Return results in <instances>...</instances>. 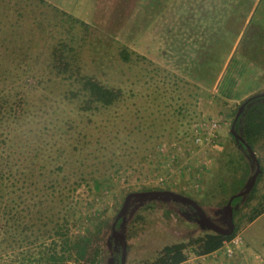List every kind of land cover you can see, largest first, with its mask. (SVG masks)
<instances>
[{
    "label": "rangeland",
    "instance_id": "374dc122",
    "mask_svg": "<svg viewBox=\"0 0 264 264\" xmlns=\"http://www.w3.org/2000/svg\"><path fill=\"white\" fill-rule=\"evenodd\" d=\"M69 3L3 0L0 10H11L2 22L27 43L29 63L43 81L39 87L45 86L30 95L38 114L29 127L44 130L41 145L50 147L42 153L46 169L68 162L57 180L65 176L73 182L79 171L73 144L84 142L90 152L99 148L97 140L106 145L98 184L76 193L80 202L73 203L76 225L71 232L83 238L97 231L99 264H110L116 247L110 239L112 225L128 194L172 191L197 203L208 216L217 211L225 216V200L243 191L249 165L229 132L238 105L264 94V0ZM19 9L21 17L15 12ZM12 49L10 44L0 47V61ZM123 49L129 60L120 59ZM73 56L80 64L72 71L84 76L79 84L63 80L62 61ZM66 91L76 96L67 98ZM114 96L113 103L109 98ZM102 99L112 106L93 112ZM85 107L88 111L80 112ZM66 115L70 129L63 124ZM213 118L222 120L218 141L196 145L197 125ZM255 154L262 177L254 194L231 206L242 250L232 258L223 249L201 258L188 250L187 264H264V213L248 221L264 203V136ZM112 164L117 174L110 170ZM221 181L227 184L223 188ZM166 199L129 205L121 231L127 244L125 264H150L164 246L210 233L190 221L189 208Z\"/></svg>",
    "mask_w": 264,
    "mask_h": 264
},
{
    "label": "trees",
    "instance_id": "16d2710c",
    "mask_svg": "<svg viewBox=\"0 0 264 264\" xmlns=\"http://www.w3.org/2000/svg\"><path fill=\"white\" fill-rule=\"evenodd\" d=\"M2 1L0 0V4ZM9 10L8 8L0 10V47L10 44L14 48L7 54H3V59L0 61V264H70L71 262L99 264L100 252L95 249L97 231L94 230L92 234L87 232L83 238L73 234L71 231L76 221L72 213L74 201L76 204L80 202H77L78 190L91 183L98 184L101 173L99 166L105 159L102 150L106 145L102 146L103 142L97 140L95 144L99 148L90 152L84 142L73 144L71 152L76 154V160L73 162L79 168L74 175L73 182L69 183V178L65 176H62L60 182L57 180L60 172L64 173L65 163L68 162H63L56 168L46 169L47 162L42 153H46L50 147L45 143L46 146L41 145L43 142L41 139L44 140L42 137L44 130L29 127L33 122L32 119L38 114L37 108L32 105L30 95L37 90L45 89V86L39 87L43 81L29 63L27 43L16 39V31L11 24L6 26L2 22L7 17L4 13ZM15 12L18 16H22L21 9ZM15 48L18 52L14 51ZM121 53L120 59H130L126 50L123 49ZM63 55V53L61 56L58 55L56 58L58 62ZM77 64H80V60L74 56L62 61L61 69L66 76L63 80H72L76 84L81 83L84 76L76 74L71 69ZM81 91H84L83 87ZM66 93L67 98L76 96L70 91ZM116 98V96L109 98V101L114 103ZM246 100H243L237 109ZM102 101L103 99L96 102L93 107L91 106V110L94 112L96 111L94 109L99 107L110 108L112 106L110 103L104 105ZM86 110L88 111V107L81 108L80 112H86ZM62 119L64 127L70 129L72 121L69 115L62 116ZM151 120L155 121V119ZM234 130L255 152V146L264 136V97H256L245 104ZM232 139L241 145L233 136ZM76 143L79 141L76 140ZM241 148L249 157L246 148L244 146ZM257 161L260 165V174L256 181L260 180L263 174L261 160L257 158ZM255 169V164L249 167L250 175L246 177V181L249 182ZM110 170L113 174L118 173L115 164H112ZM248 182L242 185V190L246 188ZM220 184L222 188L227 185L225 181H221ZM155 190L161 191L160 189ZM249 194H254V189ZM35 196L41 199L38 204L34 202ZM124 200L119 214L122 212ZM228 200H225V205ZM234 201L235 199L232 204ZM55 202L57 205H54ZM134 203L135 198H131L129 205ZM37 206H43L44 209L37 210ZM263 213L264 203H259L248 221L253 222ZM110 234L112 243L116 245V238L112 231ZM235 236L236 230L228 236L210 232L197 238H191L186 243L166 245L150 264H182L188 259V250H191L197 257L208 256L221 250L224 243ZM121 256L122 245L119 246L118 251H114L110 264H120Z\"/></svg>",
    "mask_w": 264,
    "mask_h": 264
},
{
    "label": "water",
    "instance_id": "95a60500",
    "mask_svg": "<svg viewBox=\"0 0 264 264\" xmlns=\"http://www.w3.org/2000/svg\"><path fill=\"white\" fill-rule=\"evenodd\" d=\"M256 97H264V94H260V95H257V96H253V97H250V98H248L246 100V102L239 108L238 112L236 113L235 118H234V121H233V124L231 126V130H230V133L234 136V138L237 139L246 148V150H247V152L249 154V157L252 159V161L254 162V164L256 166V170H255L254 174L252 175L250 181L248 182L246 188L242 192H240V193H238V194H236L234 196H231L229 198L228 202H227L226 211H225L226 213L225 214L227 215V219H228V226H229V232H228V234H231L233 232V230H234L233 210H232V207H231L232 201L234 199H236V198L244 197L247 194H249L250 191L253 189V187L255 185L256 179L258 178V176L260 174V165H259V163L257 161V157H256L255 153L244 142V140L240 136H238L235 133V131H234L235 123L238 120L240 114L242 113L245 104L248 103V102H250V101H252ZM162 196L163 197H170V198H173L174 200H176L178 202L191 205L200 214V217H201V219H202V221H203V223L205 225V228H207L208 230H211L212 232L217 233V234H221V235L224 234L223 232H221L220 230H218V229H216L215 227L212 226V224L210 223V221L205 216L203 210L197 205V203H195L194 201H192L189 198H186L184 196L175 194V193H173L171 191L130 193V194H128L125 197L124 205H123V208H122V212L120 213V215L117 217V219L115 220V222L112 225V233H113V235L115 236V238L117 240L119 239V240L122 241V256H121V262H120V264H125L127 244L125 242V238H124L123 234L117 233V231L115 229V225H116L117 221L120 218H123V221H124V216H125V214H126V212L128 210L130 199L133 198V197H140V198L150 197V198H155V197H162Z\"/></svg>",
    "mask_w": 264,
    "mask_h": 264
},
{
    "label": "flooded vegetation",
    "instance_id": "af4514ba",
    "mask_svg": "<svg viewBox=\"0 0 264 264\" xmlns=\"http://www.w3.org/2000/svg\"><path fill=\"white\" fill-rule=\"evenodd\" d=\"M246 100V99H245ZM241 107V106H240ZM239 107V108H240ZM239 110V109H238ZM238 110H237V112H238ZM241 115V114H240ZM240 117V116H239ZM235 118V117H234ZM239 119V118H238ZM233 121H234V119L232 120V122H231V126H232V124H233ZM238 121V120H237ZM236 121V122H237ZM199 124H201V123H199ZM198 124V125H199ZM236 124V123H235ZM197 125V126H198ZM235 127V126H234ZM230 130H231V128H230ZM235 131V130H234ZM236 133V132H235ZM231 133L229 132V135H230ZM232 135V134H231ZM233 136V135H232ZM232 136H230L231 138H232ZM239 136V135H238ZM233 138H234V136H233ZM233 140V139H232ZM237 140V139H236ZM233 143H234V146H235V148L237 149V150H239L241 153H243L244 154V152H243V150H242V148H241V146H243L242 144L241 145H239L238 143H236L235 141H233ZM255 153V152H254ZM256 155V154H255ZM244 156H245V158H246V160H247V162H248V167H250L252 164H254V162L252 161V159L250 158V157H248L247 155H245L244 154ZM256 170V169H255ZM255 172V171H254ZM254 173H252V175H253ZM252 175H251V177H252ZM251 177H250V179H251ZM250 179H249V181H250ZM254 187H255V185H254ZM144 192H163V191H155V190H151V191H144ZM172 192V191H171ZM136 193H140V192H136ZM173 193H175V192H173ZM133 198H135V203H139V202H142V201H145V200H147V199H153V198H150V197H145V198H140V197H133ZM161 198H167L166 200L167 201H170V200H174L173 198H170V197H161ZM173 202V201H172ZM178 202V201H177ZM179 203H181V202H179ZM181 205L182 206H185V207H187V208H189V211H190V216H191V219H190V221L193 223V224H197V226L199 227V228H201V229H204V230H207V231H209V232H212L211 230H208L207 228H205V225H204V223H203V221H202V219H201V217H200V214L195 210V208H193L191 205H188V204H184V203H181ZM233 213H234V209H233ZM204 214H205V212H204ZM120 215V214H119ZM118 215V216H119ZM117 216V217H118ZM205 216L207 217V219L210 221V223L212 224V222L214 223V225L212 224V226L213 227H215L216 229H218V230H220L221 232H223L224 234V236H228V235H230V234H228V232H229V226H228V219H227V215H225L224 216V214H220V212H213L212 213V215L211 216H208L207 214H205ZM117 217L114 219V222H115V220L117 219ZM113 222V223H114ZM233 224H234V221H233ZM124 225V221H123V218H120L118 221H117V223H116V225H115V229H116V231H117V233H119V234H122L121 233V231H122V226ZM234 227H235V224H234ZM117 229H119V230H117ZM111 231H112V229H111ZM116 242H117V244H116V247H115V249H114V251H118V248H119V246L120 245H122V241L121 240H118L117 241V239H116ZM126 242V241H125Z\"/></svg>",
    "mask_w": 264,
    "mask_h": 264
},
{
    "label": "built area",
    "instance_id": "2783aa9c",
    "mask_svg": "<svg viewBox=\"0 0 264 264\" xmlns=\"http://www.w3.org/2000/svg\"><path fill=\"white\" fill-rule=\"evenodd\" d=\"M221 128L222 120L220 119L204 120L195 130V144L204 147L212 146L218 141ZM240 247H242V240L239 236H235L225 242L222 249L227 258H232L237 251L242 250ZM216 253H213V255H216Z\"/></svg>",
    "mask_w": 264,
    "mask_h": 264
},
{
    "label": "crops",
    "instance_id": "0c3cea01",
    "mask_svg": "<svg viewBox=\"0 0 264 264\" xmlns=\"http://www.w3.org/2000/svg\"><path fill=\"white\" fill-rule=\"evenodd\" d=\"M60 3V2H59ZM70 3H71V0H70ZM69 3V4H70ZM76 6V5H75ZM261 59L263 60L264 59V56L263 57H261ZM213 254H211V255H208V256H212ZM205 257V256H204ZM198 258H201V257H198ZM189 262V260L187 259V261H185L184 263H182V264H187Z\"/></svg>",
    "mask_w": 264,
    "mask_h": 264
}]
</instances>
